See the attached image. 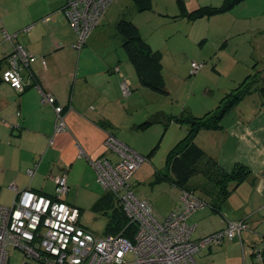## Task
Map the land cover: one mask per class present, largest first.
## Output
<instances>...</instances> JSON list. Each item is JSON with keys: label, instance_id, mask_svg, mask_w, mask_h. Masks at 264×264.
Listing matches in <instances>:
<instances>
[{"label": "rangeland", "instance_id": "374dc122", "mask_svg": "<svg viewBox=\"0 0 264 264\" xmlns=\"http://www.w3.org/2000/svg\"><path fill=\"white\" fill-rule=\"evenodd\" d=\"M38 1H2L3 6L15 5L16 9L14 8L13 15L7 17L5 26L1 25L3 26L1 40H7L4 32L11 35L10 28L12 30L18 26V22L19 25L24 23L17 16L21 7L24 6V10H27L29 8L27 5H31V13L40 12ZM111 2L101 15L99 25L92 27L90 32L94 28H102L93 32L92 39L85 38L78 50L86 47L92 60L97 58L98 62L103 60L110 69L116 66L115 75L120 76L122 82L125 81L129 84L127 86L131 87V92L124 95L120 82L119 89L124 100L120 101L116 109L115 126L118 140L146 158L136 168L128 182L134 194L139 198H146L153 209L155 207L161 212L169 211L174 204L180 206L178 204L180 193L177 188L168 181L155 183L154 171L157 169L164 171L168 152L184 136L188 128L185 119L194 115L201 116L207 111L212 113L219 110L247 75L255 80L251 83L252 92L246 94V98L244 97L235 105L236 107H233L234 110L232 108L230 113L223 116L222 123L225 128L202 129L194 140L198 146L208 149L210 154H217L226 165L242 160L249 166L251 171L249 176L232 195L235 203L238 202L241 206L250 198L252 185L261 182V191L256 190L251 198L254 204L263 202L264 108L259 109L262 97L258 91L257 78L264 68V0H242L226 13L204 16L194 21L178 16L177 0H152L150 10L140 13L133 10V15L129 13L126 18L133 16L142 37L152 48L162 53V73L168 94H160L139 83L133 65L119 44L114 27L117 12L120 11L119 5L126 7L127 4L133 7V4L131 0ZM184 2L187 9L191 10L202 5L218 6L223 0H184ZM78 39L77 34L76 41ZM111 75L104 70H97L90 75V82L94 84L97 95L96 105L103 106L104 110H110L117 105L118 81L113 83L114 75ZM49 83L55 85L59 82L53 77ZM158 111L172 116L166 126L161 122L145 123L150 115ZM174 116L180 117L181 122L174 120ZM239 124L249 130L245 138L237 132ZM251 138L252 142H249ZM153 148L155 149L152 155L147 158ZM80 157L87 161L84 155ZM91 167L93 171L87 166L83 167L82 164L76 165L72 171L75 183H70L64 198L69 204L78 206L80 223L84 227L96 235H104L112 209H94L95 202L105 189L98 180L96 170L92 165ZM27 175L25 174V179L28 182L34 174ZM192 184L201 187L205 181L202 177H196L192 180ZM195 192L202 196L200 190ZM14 194L12 189L2 186L0 204L11 205ZM259 211L264 214L263 204ZM214 224L216 223L210 222L198 226L192 233V239L199 238L201 234L214 227ZM259 230H264L263 222ZM235 240L239 242L238 238ZM245 250V256H248L247 248ZM199 252L194 255V259L201 264L197 258ZM14 258L17 260L14 262L24 263L20 254L16 253ZM28 263L41 264L35 260H29ZM204 264H207V261Z\"/></svg>", "mask_w": 264, "mask_h": 264}, {"label": "crops", "instance_id": "0c3cea01", "mask_svg": "<svg viewBox=\"0 0 264 264\" xmlns=\"http://www.w3.org/2000/svg\"><path fill=\"white\" fill-rule=\"evenodd\" d=\"M2 1L4 0H0V75L6 67L5 58L12 52L13 44L16 42L34 57L30 64L34 77L22 92L15 91L0 77V92L2 93L0 94V188L3 186L12 189L11 186L14 185L19 190L29 188L39 194L51 195L54 191L52 180L54 175L65 173L69 189L70 183H75L72 171L77 164H82L83 167L87 166L93 171L91 161L95 159L107 157L112 163L118 161V155L107 148L103 141L107 133H111L117 138V127L115 126L117 114L115 112L120 101L124 100L119 89L122 78L115 75L114 67L116 66L110 69V66L103 60L102 62H98V58L92 60L88 48L82 47L81 50H78L79 47L76 45L78 33L69 24L64 13L66 0H39L38 5L41 8L38 9L40 11L38 13L30 12L31 5H27L29 6L27 10H24V6L21 7L17 16L24 23L19 25L18 22V26L12 30L10 28L11 35L17 33L12 40H1V28L3 27L1 25L7 23V17L13 15L16 6H3ZM120 5L116 21L124 9L128 11V15L129 13L133 15L136 10L134 5L133 7L127 4L126 7ZM131 20L136 24L134 18ZM24 28L28 29L24 31ZM101 28L99 27V29ZM99 29L98 27L94 28L85 38L92 39L93 32ZM116 37L121 46V38L117 34ZM41 58L44 59V64H42ZM97 70H104L112 74L111 76L114 75L113 83L118 81L117 105H114L110 110H104L103 106L96 105L98 100L94 84L90 82V75ZM23 75L26 76V73L23 72ZM53 77L57 79L58 84L50 85L49 80ZM125 85L129 84L124 81L121 87L123 88ZM39 88L51 95L54 101L43 103ZM260 101L259 109H262L264 108L262 104L264 99L260 98ZM55 105L63 108L64 131H54ZM238 120L241 121L239 118ZM101 121H106L109 127H102L99 124ZM221 125L220 129L223 130L225 127L222 121ZM237 132L242 138H245L249 130L239 124ZM249 140L252 142V138ZM201 148L207 153H211L205 147L201 146ZM82 155L86 157L87 161L80 157ZM211 155L227 168H230L234 163L226 165L217 154L212 153ZM235 162L245 163L242 160ZM31 167H35V172L27 182L25 179L26 170ZM261 187L262 182L252 185L251 195L256 190L260 192ZM236 189L229 195L221 212L205 206L191 217L190 221L195 225V229L201 224L216 223L200 237L222 228L225 220L243 219L248 224V227L240 235H235L232 240L225 239L220 245L202 249L197 257L201 264L206 261L207 264L223 262L225 264H264V260L256 261L253 255L254 249L258 248L264 251V230H259L262 222L264 223V214L259 211L262 204L264 208V199L263 202L259 201L254 204L250 195V198L239 206L232 197ZM63 200L67 202L64 196ZM174 207H176L175 204L169 211L163 212L154 207L155 216L162 219ZM236 238L239 242L235 240ZM246 248L248 256H245ZM205 259L206 261H202ZM223 259L225 261H220Z\"/></svg>", "mask_w": 264, "mask_h": 264}, {"label": "built area", "instance_id": "2783aa9c", "mask_svg": "<svg viewBox=\"0 0 264 264\" xmlns=\"http://www.w3.org/2000/svg\"><path fill=\"white\" fill-rule=\"evenodd\" d=\"M111 1L66 0L64 13L79 35L78 47L98 24ZM4 35L5 39L12 40L17 34L4 32ZM33 60L20 44H13L5 60L6 67L1 71V80L22 92L34 77L30 69ZM41 61L44 64L43 58ZM122 89L124 94L130 92L127 85ZM39 90L43 103L54 101L51 95ZM54 109V131H64L63 108L55 105ZM103 142L118 155V161L112 163L107 157H100L91 163L98 180L105 190L114 194L116 206L127 218L123 230L96 235L82 226L80 209L63 200L68 191L65 173L52 177L54 191L51 195L29 188L19 190L12 185L15 194L11 205H0V264H20L14 262L16 253L21 255L22 264H29V260L41 264H198L194 255L201 249L220 245L225 239L232 240L248 227L243 219L225 220L222 228L192 239L195 225L190 219L206 206L204 198L195 191L180 190V206L158 219L151 203L137 197L128 184L145 157L111 133H107ZM34 171L35 167H31L26 173L32 176ZM128 227L130 236L123 233ZM262 254L260 249L253 251L256 261L262 260Z\"/></svg>", "mask_w": 264, "mask_h": 264}, {"label": "trees", "instance_id": "16d2710c", "mask_svg": "<svg viewBox=\"0 0 264 264\" xmlns=\"http://www.w3.org/2000/svg\"><path fill=\"white\" fill-rule=\"evenodd\" d=\"M241 1L223 0L218 6L202 5L189 10L184 0H177L178 16H184L187 20L194 21L204 16L226 13ZM132 3L139 13L152 8V0H132ZM65 6L66 2L64 8ZM127 15L128 11L124 9L115 23V29L116 34L122 40L121 47L133 65L139 83L160 94H168L162 73V53L160 50L151 47L145 38L142 37L138 26L131 19L126 18ZM14 44L18 43L15 42ZM257 80L259 81V94L264 98V70L260 72ZM252 82H255V80L246 75L237 86L238 88L230 95L229 99L225 100L219 110L212 113L207 111L201 116L194 115L185 119L186 123H188V128L184 136L168 152L164 162V171L160 169L154 171L155 183L168 181L179 191L200 190L206 201V206L212 210L221 212L232 191L249 176L251 172L250 168L241 162H234L230 168L225 167L214 156L198 146L194 138L202 129H220L223 116L239 103L246 94H251ZM171 118L172 116L158 111L150 115L145 120V123L161 122L163 126H166L171 121ZM174 120L180 121L181 118L174 116ZM99 124L104 128L109 127L106 121H101ZM154 149L150 151L147 158H150ZM196 177H202L205 184L201 187L192 184V180ZM115 203L114 194L105 190L94 204V209L96 210L112 209L105 228L106 234L121 232L127 224L126 216ZM123 233L126 236H130V228L124 229ZM260 250L263 253L262 260H264V251Z\"/></svg>", "mask_w": 264, "mask_h": 264}]
</instances>
